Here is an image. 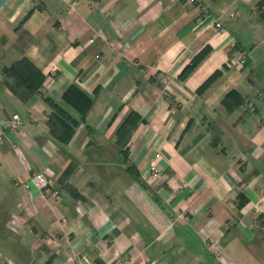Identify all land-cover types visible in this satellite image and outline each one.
Returning a JSON list of instances; mask_svg holds the SVG:
<instances>
[{
	"label": "crops",
	"instance_id": "crops-1",
	"mask_svg": "<svg viewBox=\"0 0 264 264\" xmlns=\"http://www.w3.org/2000/svg\"><path fill=\"white\" fill-rule=\"evenodd\" d=\"M263 41L264 0H0V264H264ZM21 56L43 74L25 101L1 72ZM70 83L92 103L60 143L44 98L77 118ZM45 166L57 196L14 183Z\"/></svg>",
	"mask_w": 264,
	"mask_h": 264
},
{
	"label": "trees",
	"instance_id": "trees-1",
	"mask_svg": "<svg viewBox=\"0 0 264 264\" xmlns=\"http://www.w3.org/2000/svg\"><path fill=\"white\" fill-rule=\"evenodd\" d=\"M208 46H203L197 51L190 60L181 68L177 77L184 78L193 67L201 60V58L207 53ZM2 74L5 76V83L9 89L20 100L25 101L33 94L34 90L41 84L43 74L34 65V63L27 56H21L8 65L1 68ZM220 72L214 69L197 87V92H202L206 89L218 76ZM234 91H229V93ZM228 95V94H227ZM45 101L51 106V111L47 117L48 131L53 138L60 142L66 143L75 127L80 121H83L84 116L92 103V97L81 90L75 83H70L61 93L62 102L68 107L75 110L78 117L75 118L69 115L57 102L53 101L50 97L46 96ZM226 100L224 97L223 102ZM137 119L136 113L130 111L125 117H123L120 124L115 130V141L120 146L121 158L125 160V145L124 142L127 136H123V133H127L135 126V120ZM215 139L213 138V141ZM125 171L136 180L142 187L146 188L145 183L141 180L139 172L133 167L131 163H125ZM72 171V166L67 165L63 171V175L67 176Z\"/></svg>",
	"mask_w": 264,
	"mask_h": 264
},
{
	"label": "built area",
	"instance_id": "built-area-1",
	"mask_svg": "<svg viewBox=\"0 0 264 264\" xmlns=\"http://www.w3.org/2000/svg\"><path fill=\"white\" fill-rule=\"evenodd\" d=\"M192 1V0H189ZM214 27L215 28H220V23L215 21L214 22ZM262 45L264 47V41L262 42ZM243 61V55H240L237 59H228L226 61V65H231L237 62H242ZM2 122V120L0 119V123ZM19 122V118L18 115L16 113H13L11 115V118L9 119V126L12 128L17 127V124ZM159 157V153L156 151L153 155V158L151 160H149L147 162V167L143 170H141V176L145 177L148 180L154 179L156 178L159 173H160V169H159V164L157 161V158ZM51 169L47 166H45L44 168H42L41 170L32 172L27 180L25 181H15V184H20L21 186H23L24 188H28L30 185H33L34 187H36L40 192L45 193V194H50L52 196H57V190L56 189H52L48 186V176L51 174ZM155 264H164L162 262H158Z\"/></svg>",
	"mask_w": 264,
	"mask_h": 264
}]
</instances>
